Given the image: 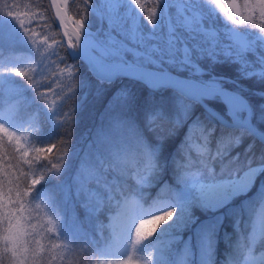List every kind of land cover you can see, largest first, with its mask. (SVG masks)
I'll return each instance as SVG.
<instances>
[{
	"label": "trees",
	"instance_id": "trees-1",
	"mask_svg": "<svg viewBox=\"0 0 264 264\" xmlns=\"http://www.w3.org/2000/svg\"><path fill=\"white\" fill-rule=\"evenodd\" d=\"M26 1H23L24 5L28 6L30 12L36 10L44 14L39 20H33L29 28L37 31L39 37L43 36V28L50 26L54 31L56 40L55 49L49 58L51 67L43 72L28 69V77L14 74L7 79V86L1 88L0 97L21 96L15 111L16 117L23 118L35 110L36 125L30 136L34 148L57 145L48 154V160L37 166V175L43 174L44 178L35 186L31 196L32 207L40 191L50 199L49 210L60 226V233L56 235L38 231L42 234L45 246L49 245V238L52 243L60 245L52 253L56 256L53 264H90L93 253L99 247V240L94 238L98 237L96 229L102 230V221L111 205L103 200L94 216L86 205L93 193L91 187L95 193L105 194L101 183L102 177L107 179V175L101 173L103 162H106L110 172L117 175V185L111 184L115 193L135 190L146 196L162 194L176 198L181 195L183 188L176 179L182 166L196 165L203 175L216 178L232 175L255 161L264 160V142L247 128L225 125L199 101L184 97L170 86L151 87L140 77L130 75H120L111 80L96 78L80 57H71L67 52L48 0ZM17 2L0 0V12L7 11V5ZM68 9L74 13L71 2ZM7 48L0 49V61L9 54ZM144 61L139 62L152 65ZM66 65L72 66L73 76L69 75ZM203 65L204 70L200 74L191 76L203 80L212 74L222 85L240 92L250 105L252 120L264 130V76L244 73L236 61L225 56L209 58L207 64ZM166 67L190 75L172 65ZM52 98L58 100L55 114L49 112ZM207 100L229 117L227 107L218 95ZM181 101L192 105L187 117L181 114ZM157 113L169 122L176 119L182 121L163 140L156 131H149L154 127L165 133L168 128L167 122L155 126L149 123V118ZM194 124L203 127L208 135L207 144L197 134L192 137L204 143L201 151L193 149L187 140ZM241 129H244L243 133ZM229 134L240 136L237 146L239 151L236 153L235 148L229 149L231 144L221 146ZM103 137H112L114 140L118 137L120 142L117 150L108 148L107 139L101 142ZM152 147L158 153V167L154 173L151 171L153 182L144 185L130 175L129 168L134 162L148 163L145 153ZM3 151L12 152L13 145L6 143ZM51 164H58L59 167L49 170ZM23 167L27 171V167ZM259 193L260 190L253 184L251 190L237 195L214 211L206 209L196 200L201 206L197 211L198 220L204 224L205 231L212 230L215 248L211 264H227L229 257L239 254L237 249L242 237L239 238L234 219L239 216L240 227L246 234L247 209L257 200ZM95 218L99 221L97 224Z\"/></svg>",
	"mask_w": 264,
	"mask_h": 264
},
{
	"label": "rangeland",
	"instance_id": "rangeland-1",
	"mask_svg": "<svg viewBox=\"0 0 264 264\" xmlns=\"http://www.w3.org/2000/svg\"><path fill=\"white\" fill-rule=\"evenodd\" d=\"M23 1L27 2L26 0H18L15 3L19 6L16 10L22 13L28 12V17L21 16V18L25 19V26L29 28L33 20H39L44 14L36 10L30 12L27 9V3V7H25ZM70 2L74 13H70L68 9V15L76 19L84 18L86 27L83 37L94 55H98L94 50L97 47L96 41H103L108 46L107 51H111L113 46L119 47L120 45L122 47L121 42H128L130 26L133 24L143 33L145 39L148 40V42H145L141 46L140 51H136L135 46L128 49V51L121 49L119 55H110L104 58L107 61L146 64L139 61L149 60L144 62H150L152 65H163L162 68L166 69H170L166 67L167 65H172L177 70L183 69V71L185 70L190 75L170 70L185 76H197L204 70L203 64H207V59L222 56L236 61L240 69L247 74L264 68V64L261 63V60L264 59V48L257 46L254 51L246 55L245 58L250 65V67L246 68L236 58L234 54L235 50L230 47L233 43L230 36L234 30L240 31L249 39L256 40L257 45L260 43L257 37L264 36V33L259 28H252L250 22L244 25H235L227 19V15L219 7L210 3L209 0H162L159 10L157 8L155 25L147 20L149 10L155 6L154 0H141L144 11H141L133 3V0H116L118 7L114 14L109 12L108 0H88L87 3L86 0H69ZM230 2L231 0H221V3L225 4V6ZM7 10L9 9L7 8ZM193 12H198L201 20L199 24L194 25L190 29L185 24V18L190 17ZM113 16L116 22L110 23V19ZM201 27L206 31L215 32L218 42L213 44L205 36V32L200 30ZM170 28L172 29L171 31ZM43 29L45 31H43L42 37H39L37 31L32 29L30 32H25L24 28L21 27L14 17L0 12V49L8 46L9 52L0 61V68H24L25 70L34 68L41 72L49 70L51 67L49 58L55 49L54 43L56 39L54 31L50 29V26L47 29ZM149 37L151 38L150 40L148 39ZM45 42V45H41ZM154 49H160V51L154 52ZM101 51H105V49H101ZM229 52L233 54H227ZM11 76H14L13 72H0V81H3V85H0V90L7 86V79ZM196 76L191 77L198 78ZM203 81L222 85L219 79L212 74L204 77ZM212 96H206V98ZM20 98L21 96L0 97V124H4L12 131L17 132L22 137V144L34 149L30 143V136L36 125L35 110L23 118L16 117L15 111L20 104ZM57 108L58 100L55 98L50 99V114H55L58 110ZM227 110L228 112L230 111L228 107ZM245 115L246 112L241 113L240 119L242 120ZM251 116L252 114L250 115V120L255 123ZM105 139L108 140L106 141L108 148L117 150L120 142L118 137L116 140L112 137H103L101 142ZM238 145L239 143H231L229 149L235 148L234 151L236 153L239 151L237 150ZM190 146L195 150L201 151L204 148V143L193 138L190 140ZM32 155H35V152H31L30 157ZM209 166L211 165L209 164ZM249 168H264V160L255 161L239 172H235L229 176L209 178L202 173V179L205 183L218 184L226 182L228 184V188L225 191L214 196H202L190 183L184 182L181 183L183 187L181 195L174 198L162 194L146 196L142 194L143 192L135 190L119 191V194L115 193L111 184L117 185V175L113 171L110 172L106 162H103L101 173L107 175V179L102 177L101 183L105 188V194L95 193L91 187L93 193L86 208L94 216L103 200H106L110 203L111 209L106 210V217L102 221V230L100 228L96 229L98 237L94 238L95 240H99V247L93 253L90 264H104L105 261H115L125 258L122 255L125 250L124 241L113 243L112 255H102L99 249L105 242L111 239V231L107 226L111 223L112 217L117 214L123 200L127 196L129 203L124 210L125 215L120 219L122 225L130 217L137 215V220H139L150 218L153 215L161 214L172 208L177 210L174 218L168 223L161 225L155 236L138 246V254L135 258L140 261V264H185V261L186 264H209V262L211 264L215 248L211 235L212 230L205 231L204 224L198 220L197 211H199L201 206L197 204V201L199 200L206 209L214 211L232 201L237 195L251 190L253 184H256V187L260 190L259 194L264 193V171L254 176L246 189L236 190L240 180ZM180 169L190 173L201 171L200 167L196 165L182 166ZM129 172L139 183H141L140 181L143 177H149L148 183L141 184L150 185L153 182L148 163L137 164L134 162V165L130 166ZM192 182H196L195 178H193ZM251 206L256 207V209L253 216L248 217L246 233L251 232L253 229L258 231L264 226V206H259L258 199L253 201ZM32 208L35 218L33 224L36 225L37 232L45 231L48 234L54 235L60 233V226L49 210L50 199L42 191L39 192V196L34 200ZM141 209L143 210L142 212L140 211ZM238 218L239 216L234 219L235 224H237ZM94 222L97 224L99 221L95 218ZM46 229H54V231L49 232ZM129 237L131 238V233H129ZM209 248L211 249L210 254ZM128 254L131 255L130 252ZM256 255H259V252ZM230 259H234L236 264H243V256L240 253L228 258V260Z\"/></svg>",
	"mask_w": 264,
	"mask_h": 264
},
{
	"label": "snow or ice",
	"instance_id": "snow-or-ice-1",
	"mask_svg": "<svg viewBox=\"0 0 264 264\" xmlns=\"http://www.w3.org/2000/svg\"><path fill=\"white\" fill-rule=\"evenodd\" d=\"M88 0H86V3ZM210 3L219 7L226 15L227 19L233 22L235 25H244L247 22L251 23L252 28H259L264 33V0H231L227 6L221 3V0H209ZM56 5L57 15L60 17L61 22L64 24V35L67 37L68 45L71 49H79L84 36V30L86 27L83 17L76 19L68 15L69 0H53ZM133 3L144 11V6L141 4V0H133ZM162 4V0H154V7L149 10L147 20L155 25L157 17V8ZM109 12L115 13L117 11L116 0H108ZM9 10L4 13L8 16L14 17L18 23L24 28L25 32H30L31 29L25 26V19L21 16L28 17V12H20L18 5L10 4L6 6ZM71 20L73 24L72 30H68L67 21ZM201 16L198 12H193L190 17L185 18V24L188 28H192L194 25L199 24ZM115 17L110 19V23H115ZM172 29L170 28V31ZM201 31L205 32V36L213 43H217L216 33L213 31H206L201 27ZM151 39L150 37L148 38ZM233 42L232 47L235 52V56L240 60L245 67H250L246 60V55L249 52L259 48H264V36L257 37L260 41L257 45L256 40L249 39L246 35H243L240 31H233L230 36ZM148 42L145 36L137 27L133 24L130 26V33L128 42H121L122 47L113 46L111 51H107V45L103 41H96L97 47L94 49L98 55L96 60L93 61L98 70L107 75H111L115 71L125 68L131 74L138 75L143 74V69L140 65H118V64H106L104 58L112 55H119L120 50H126L135 46L136 51H140L141 46ZM109 43H111L109 41ZM105 49V51H101ZM154 52L160 51V49H154ZM232 55V52L227 53ZM18 59V58H17ZM13 62V61H10ZM9 62V63H10ZM155 62V61H153ZM264 64V59L261 60ZM69 75L73 76L72 66H67ZM31 69H29L30 71ZM198 70V69H197ZM9 71L13 72L18 77H28V71L24 68H0V72ZM249 75L264 76V68L256 71L249 72ZM167 77H170L166 73L151 74V83L153 87H160L166 84L161 83ZM0 85H3V81H0ZM187 96H191L195 99H199L203 96H212L220 92L214 85H208L206 87H198L195 85H189L183 89ZM123 95V93L121 94ZM231 105V115L239 122L247 124L248 121L240 120V114L248 112L251 115V109L246 101L243 99H232L229 101ZM191 103L181 101L180 111L184 117H187ZM167 122L168 128L165 134L161 135L163 140L168 134L174 131V129L182 123L180 119L169 122L162 114L157 113L149 118V123L152 126L158 123L162 124ZM244 132V129H241ZM197 134L205 144L208 142V135L205 133L203 127L193 125L188 134V141L192 139L193 135ZM240 136L229 134L224 138V142L221 145L226 147L231 143H239ZM12 144V152H4L5 144ZM57 147L56 144H51L47 148H31L28 145L22 144V137L17 132L12 131L4 124H0V264H5V258L7 264H53L56 256L53 255L54 249L60 247V245L52 243L49 238V245L45 246L42 243V234L36 231V225L33 221V208H32V192L36 185L44 178L43 174L37 175V166L43 161L48 160V154L52 153ZM35 152V157L30 158V153ZM41 153L44 155L41 156ZM7 156V159H5ZM146 156L148 159V168L154 173L158 167L156 148L146 150ZM203 163V161H201ZM27 167V171L25 167ZM58 164L49 165V170L56 169ZM264 171V168H249L244 174V177L240 180L236 190H244L252 182L254 176L259 172ZM209 172L211 169L209 168ZM195 178V183H193ZM149 177H143L141 183H148ZM181 182H188L194 188H196L202 196H214L220 192L225 191L228 188L226 182L218 184H208L202 179V172L197 171L190 173L183 171ZM128 196L123 200V203L115 216L112 217L111 223L107 226L111 231V239L100 247L99 251L102 255H112V248L114 242L124 241V252L122 255L124 259L115 261H105L104 264H140V261L136 259L138 254V246L144 241L156 235L161 225L171 221L176 215V209L172 208L161 214L153 215L147 219L137 220V216L130 217L129 220L123 225L120 223V219L125 215V209L128 206ZM143 211L142 209L140 210ZM103 227V226H102ZM46 231H54V229H46ZM131 233V238L129 237ZM39 237V238H38ZM209 254L211 249H208ZM237 251L243 256V264H264V226L258 231L253 229L251 232H247L242 236V243L238 246ZM131 253L129 255L128 253ZM259 252V255L256 253ZM186 264V261H185ZM210 264V262H209ZM228 264H236L234 259L228 260Z\"/></svg>",
	"mask_w": 264,
	"mask_h": 264
},
{
	"label": "water",
	"instance_id": "water-1",
	"mask_svg": "<svg viewBox=\"0 0 264 264\" xmlns=\"http://www.w3.org/2000/svg\"><path fill=\"white\" fill-rule=\"evenodd\" d=\"M48 2L50 5V8H51V11H52L53 20H54V22H55V24L59 30L61 40H62L67 52L69 53V55L71 57H80L86 63L88 69L91 71V73L96 78L101 79V80H111V79H114L115 77L120 76V75H130V76L140 77L138 75L131 74L129 71H127L126 67L115 71L111 75L101 73L98 70V68L96 67V65L94 64V62L91 60V54H93V52L91 51V49H90L89 45L87 44L84 37H82V42H81L82 47L81 48L71 49L70 46L68 45L67 37L64 35V32H65L64 28H63L64 24L61 22L60 17L57 15L56 5L53 3V0H48ZM67 24L71 28H73V24H72L71 20H68ZM111 63L123 65V66L140 65L143 69V74H146L150 77H151V74H156V73L168 74L170 77H167L165 80L162 81V83L166 84L165 86L172 87L173 89H175L176 91H178L180 94H182L184 97H186L188 99H193V100L199 101L208 112H210L212 115H214L218 120H220L225 125H232V126L236 125V126L246 127L255 137H257L258 139H260L261 141L264 142V131L262 129H260L255 123H253L250 120V115L248 112H246L245 117L241 120V121L247 120L248 123L247 124L239 123L231 115V109H229L230 115L228 117V116L224 115L222 112H220L216 107H214L206 99V96L200 97L199 99H195L191 96H187L185 94V92L183 91V89L186 88L184 86V84L186 82L197 84L200 87H206L208 85H214L218 89H220V92H218L216 95H218L224 102H225V100L223 98V95L228 90L236 93L240 97V99H243L244 101H246V99L243 97V95L241 93H239L238 91L231 89V88L224 86V85L211 84V83L205 82V81L198 79V78H195V77L181 75V74H178V73H176L170 69H166V68H162V67H157V66H152V65H147V64H141V63H133V62H111ZM142 79L146 82V80L144 78H142ZM225 104H226V102H225ZM247 104H248V102H247Z\"/></svg>",
	"mask_w": 264,
	"mask_h": 264
},
{
	"label": "bare ground",
	"instance_id": "bare-ground-1",
	"mask_svg": "<svg viewBox=\"0 0 264 264\" xmlns=\"http://www.w3.org/2000/svg\"><path fill=\"white\" fill-rule=\"evenodd\" d=\"M67 25H68V24H67ZM63 28H64V31H65V27H63ZM68 30H72V28H71L69 25H68ZM81 47H82V46H80V48H81ZM91 60H92V61H95V60H96V56L94 55V53L91 54ZM104 62H105L106 64H112L110 61H107V60H105V59H104ZM138 76L144 78V79L146 80V82H147L148 85L153 86L152 83H151V77H150V76H148V75H146V74H138ZM161 83H162V81H161ZM145 84H146V83H145ZM189 85H195V86L200 87L199 85L194 84V83H190V82H186V83L184 84V86H185L186 88H187ZM223 98H224V100H225V102H226V104H227V106H228L229 109H231V105H230V103H229L230 100H232V99H240V97H239L236 93H234V92H232V91H230V90L226 91V93L223 95ZM240 120H241V119H240Z\"/></svg>",
	"mask_w": 264,
	"mask_h": 264
},
{
	"label": "clouds",
	"instance_id": "clouds-1",
	"mask_svg": "<svg viewBox=\"0 0 264 264\" xmlns=\"http://www.w3.org/2000/svg\"><path fill=\"white\" fill-rule=\"evenodd\" d=\"M149 131H156L158 133V135L165 134V133H161L159 131V129H154V127L150 128ZM182 175H183V171H182V169L179 168L178 174L176 176L177 182L182 183L181 182ZM257 199L259 200V206H264V193L258 194ZM255 209H256V207L250 205L248 207V209H247L248 215L252 217L253 214H254ZM240 225H241V220L238 218L237 219V230L240 233L239 238L242 237L245 234L244 231L241 229ZM235 251H236V249L234 248V253H235Z\"/></svg>",
	"mask_w": 264,
	"mask_h": 264
}]
</instances>
